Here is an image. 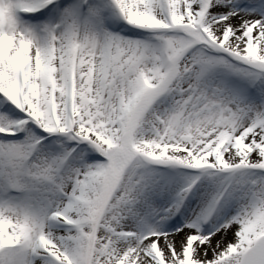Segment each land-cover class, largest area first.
<instances>
[{
  "label": "snow or ice",
  "instance_id": "1",
  "mask_svg": "<svg viewBox=\"0 0 264 264\" xmlns=\"http://www.w3.org/2000/svg\"><path fill=\"white\" fill-rule=\"evenodd\" d=\"M0 264H264V0H0Z\"/></svg>",
  "mask_w": 264,
  "mask_h": 264
}]
</instances>
